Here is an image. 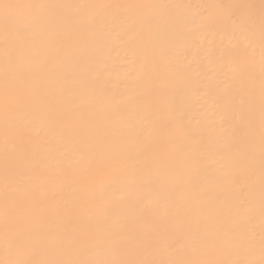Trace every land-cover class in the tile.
Instances as JSON below:
<instances>
[{
    "label": "bare ground",
    "instance_id": "obj_1",
    "mask_svg": "<svg viewBox=\"0 0 264 264\" xmlns=\"http://www.w3.org/2000/svg\"><path fill=\"white\" fill-rule=\"evenodd\" d=\"M0 264H264V0H0Z\"/></svg>",
    "mask_w": 264,
    "mask_h": 264
}]
</instances>
